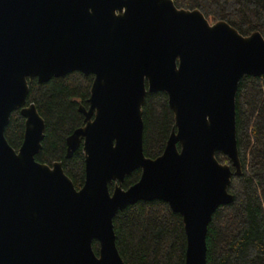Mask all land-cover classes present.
<instances>
[{
  "label": "water",
  "instance_id": "obj_1",
  "mask_svg": "<svg viewBox=\"0 0 264 264\" xmlns=\"http://www.w3.org/2000/svg\"><path fill=\"white\" fill-rule=\"evenodd\" d=\"M72 71L93 74L88 106L78 107L84 124L65 140L67 158L83 149L79 189L60 161L35 159L45 122L26 103L34 79ZM243 75L264 76L263 35H242L173 0H0V264H125L113 217L154 199L182 216L184 264H207L208 223L232 201L228 186L241 174L235 97ZM147 91L166 93L174 115L155 158L142 148ZM14 110L24 117L17 150L4 136ZM135 169L139 179L124 188Z\"/></svg>",
  "mask_w": 264,
  "mask_h": 264
},
{
  "label": "trees",
  "instance_id": "obj_2",
  "mask_svg": "<svg viewBox=\"0 0 264 264\" xmlns=\"http://www.w3.org/2000/svg\"><path fill=\"white\" fill-rule=\"evenodd\" d=\"M178 8L199 9L211 22L224 20L242 35L259 31L264 37V0H173ZM93 74L72 71L48 81L33 80L26 103L33 102L45 122L39 162L60 161L76 189L84 182V153L80 145L67 158L66 137L84 124L79 105L87 99ZM236 141L241 174H232L230 203L213 212L206 231L207 264H264V76L243 75L235 97ZM142 148L155 158L174 129V115L166 93L146 92L142 105ZM24 117L19 110L10 114L4 136L14 149L22 143ZM221 163L230 158L216 153ZM140 177V169L126 175L127 188ZM113 183L109 184L110 191ZM116 248L125 264H184L186 234L182 216L167 202L139 200L113 217ZM98 253V242L93 240Z\"/></svg>",
  "mask_w": 264,
  "mask_h": 264
}]
</instances>
